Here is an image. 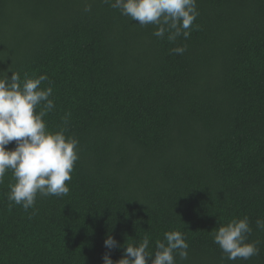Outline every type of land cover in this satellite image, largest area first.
Instances as JSON below:
<instances>
[{
	"label": "trees",
	"instance_id": "16d2710c",
	"mask_svg": "<svg viewBox=\"0 0 264 264\" xmlns=\"http://www.w3.org/2000/svg\"><path fill=\"white\" fill-rule=\"evenodd\" d=\"M197 10L199 28L173 44L103 0H0V72L47 75L46 126L79 141L66 196L26 212L5 173L0 264H102L175 229L189 245L176 264H264V0ZM243 216L259 254L231 261L211 231Z\"/></svg>",
	"mask_w": 264,
	"mask_h": 264
},
{
	"label": "clouds",
	"instance_id": "9594fccd",
	"mask_svg": "<svg viewBox=\"0 0 264 264\" xmlns=\"http://www.w3.org/2000/svg\"><path fill=\"white\" fill-rule=\"evenodd\" d=\"M118 9L122 16L137 21L141 27L154 25L153 35L175 43L179 37H190L199 12L197 0H103ZM86 4L84 11H90ZM186 45L171 49L173 54L182 55ZM10 71V70H9ZM9 77L0 72V183L5 173L11 170L7 198L24 211L34 209L37 195L42 197L66 196L70 189L67 181L75 162L79 159V141L73 136H66V128L50 131L44 117L55 107L52 88H41L48 80L47 75L29 76L12 72ZM40 108V111H36ZM67 115L64 124L67 125ZM15 141L13 150L7 145ZM256 227L264 231V219L255 221ZM252 228L247 216L234 217L211 231L213 242L219 246L228 260H249L259 254L258 242H250L248 237ZM163 240L155 242L154 251L149 252V237L145 235L137 243L124 247L123 255L113 261L106 252L102 264H176L175 256L188 259L189 245L184 234L179 230L167 231ZM104 246L111 250L118 247L110 235L104 240Z\"/></svg>",
	"mask_w": 264,
	"mask_h": 264
}]
</instances>
